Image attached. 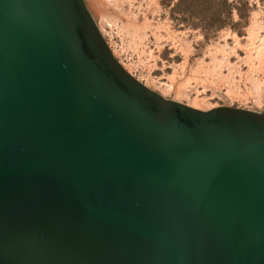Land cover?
<instances>
[{
    "label": "water",
    "instance_id": "95a60500",
    "mask_svg": "<svg viewBox=\"0 0 264 264\" xmlns=\"http://www.w3.org/2000/svg\"><path fill=\"white\" fill-rule=\"evenodd\" d=\"M0 264H264V110L150 88L85 0H0Z\"/></svg>",
    "mask_w": 264,
    "mask_h": 264
},
{
    "label": "rangeland",
    "instance_id": "374dc122",
    "mask_svg": "<svg viewBox=\"0 0 264 264\" xmlns=\"http://www.w3.org/2000/svg\"><path fill=\"white\" fill-rule=\"evenodd\" d=\"M119 61L150 88L200 109L264 110V0H85ZM209 6V5H208ZM223 20L218 30L210 22Z\"/></svg>",
    "mask_w": 264,
    "mask_h": 264
},
{
    "label": "trees",
    "instance_id": "16d2710c",
    "mask_svg": "<svg viewBox=\"0 0 264 264\" xmlns=\"http://www.w3.org/2000/svg\"><path fill=\"white\" fill-rule=\"evenodd\" d=\"M202 3L207 8L212 7L217 9V13L227 12L231 8V4L228 2V0H202ZM225 24L226 22L223 20L212 21L210 22L211 26H209L208 28L212 27V30H218Z\"/></svg>",
    "mask_w": 264,
    "mask_h": 264
}]
</instances>
